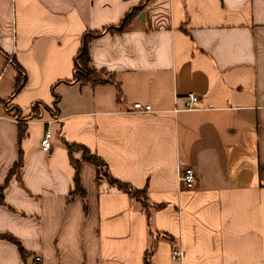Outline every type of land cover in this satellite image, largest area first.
Segmentation results:
<instances>
[{
  "label": "crops",
  "instance_id": "crops-1",
  "mask_svg": "<svg viewBox=\"0 0 264 264\" xmlns=\"http://www.w3.org/2000/svg\"><path fill=\"white\" fill-rule=\"evenodd\" d=\"M133 9L91 44L112 82H66L83 34ZM15 62L27 72L16 94ZM41 102L50 113L31 117ZM66 142L146 189V207L81 151L75 194ZM20 151L0 204V264H264V0H0V186ZM187 166L191 186L179 181Z\"/></svg>",
  "mask_w": 264,
  "mask_h": 264
},
{
  "label": "trees",
  "instance_id": "trees-1",
  "mask_svg": "<svg viewBox=\"0 0 264 264\" xmlns=\"http://www.w3.org/2000/svg\"><path fill=\"white\" fill-rule=\"evenodd\" d=\"M137 11H138V9H133V11H131V13H129L125 17V19L122 21V23L119 26H109L108 28H105L103 30H99V31H95V32H85L83 34L82 46H81V49L79 50L78 55L75 58V64H74L75 75H74L73 79H68L66 82L86 81V82H91L94 85L111 83L112 78H110L109 73H107V71L100 70V69L93 67L92 57H91V52H90L91 44L96 38H98L99 36H101L105 32L106 33L118 32V31H121L122 29H124V27L128 23L127 21L129 20V18L132 15H134ZM15 66H16V69H18L19 74H18V78H17V88H16L14 94L20 92L24 88V85L26 84L25 82L27 80L26 70L24 68H22L21 65L17 62H15ZM54 88L55 87H53V89ZM117 90H118V95L121 96L120 85H118ZM53 94L55 97L54 107L57 108L59 105V102H60V97L54 92V90H53ZM41 103L35 105V107L33 108V113L31 115V117L41 116V114H42ZM45 107L48 109L47 106H45ZM16 115L19 117L21 116L19 109L16 111ZM26 129H27L26 124L20 125L19 141H21L22 138L25 136ZM66 145H67L68 150H69V155H71V160H72L74 169H76V173H75L76 189L74 191L75 194L83 193L82 184H80V174H81L80 167L81 166H80L79 161H77L73 155V153L75 151H81L84 155L85 160L96 165L97 167H99V169H102L104 176L111 183L117 184L119 187H121L122 189L127 191L131 197H134V198L140 200L142 202V205L144 206V208L146 207V205H147L146 189H144V190L137 189V188L133 187V185H131L130 183L122 182L121 180L114 177L112 175L110 169L108 168L107 162L100 155L98 156L97 154H93L91 152V150L86 145L71 143V142L70 143L66 142ZM19 157H20L19 160L17 161V163L14 165V167L10 171L11 173L8 176V179L6 180V183L3 184L2 186H0L1 187L0 204H2V202H3L2 201V195H3V189L5 188V185L9 182L12 175L16 172L15 170H17V168H19L23 163V157H22L21 151H20ZM3 237L5 239L11 241L12 243H16L19 246L21 254L23 255V257L26 256V251H25L23 245L20 243L19 240H17L15 237H12L11 235H4Z\"/></svg>",
  "mask_w": 264,
  "mask_h": 264
},
{
  "label": "built area",
  "instance_id": "built-area-1",
  "mask_svg": "<svg viewBox=\"0 0 264 264\" xmlns=\"http://www.w3.org/2000/svg\"><path fill=\"white\" fill-rule=\"evenodd\" d=\"M200 101V97L195 93H190L187 97V108L189 109H197V105ZM135 112L138 113H149V112H155L154 108H152V105L150 103L145 102H135L133 104L132 108ZM59 118L54 117V119L46 121V124L49 126L54 120H58ZM41 148L42 150L46 152H50L53 147V141H52V131L49 127L46 132L44 133V136L41 139ZM179 181L184 186H191L195 183V169L192 166H187V168L181 172ZM172 258L174 260L176 259H183L185 254L184 250L180 246H176L175 249L171 252ZM34 259L36 260L37 264H43V258L40 255L34 256Z\"/></svg>",
  "mask_w": 264,
  "mask_h": 264
},
{
  "label": "rangeland",
  "instance_id": "rangeland-1",
  "mask_svg": "<svg viewBox=\"0 0 264 264\" xmlns=\"http://www.w3.org/2000/svg\"><path fill=\"white\" fill-rule=\"evenodd\" d=\"M41 109H43V110H45L46 112H48V113H50L49 111H48V109L45 107V105L43 104V103H41ZM41 116H39V118H40ZM38 118V119H39Z\"/></svg>",
  "mask_w": 264,
  "mask_h": 264
}]
</instances>
